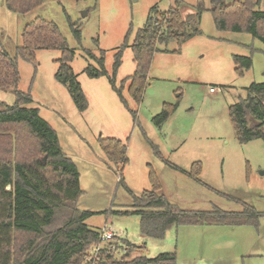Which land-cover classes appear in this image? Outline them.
Returning a JSON list of instances; mask_svg holds the SVG:
<instances>
[{
  "label": "rangeland",
  "instance_id": "rangeland-1",
  "mask_svg": "<svg viewBox=\"0 0 264 264\" xmlns=\"http://www.w3.org/2000/svg\"><path fill=\"white\" fill-rule=\"evenodd\" d=\"M166 1L44 0L19 14L0 0V50L13 56L24 26L41 17L57 24L74 51L70 65L87 100L84 111L76 108L66 87L55 79L59 50H36L34 63L18 57V90L30 94L32 101L25 107L37 109L72 160L82 190L77 207L91 213L84 221L89 228L99 231L107 225L126 236L136 246L129 258L174 252L175 264H264V138L240 143L228 110L246 97L252 83L264 82V43L249 33L216 29L209 11L200 21L195 0H188L185 18H194L202 34L184 42L178 53H154L142 101L136 104L127 92L129 82H123L135 70L130 44L149 10L157 3L166 7ZM205 1L209 7V0ZM70 23L77 25L79 38ZM124 42L114 78L116 86L123 85L127 107L107 75L86 72L89 66L100 70L96 58L104 51V68L113 75L115 55ZM158 48L172 51L177 43ZM235 55L252 56V67L242 75L235 72ZM15 100L12 90L0 89L1 102L11 105ZM164 103L177 107L157 125L153 119ZM100 136H114L126 145L127 162L122 168L106 163ZM160 157L187 171L201 162L199 178L206 185L172 169ZM149 165L158 174L166 198L179 208L240 212L248 203L262 213L258 224L179 225L171 226L163 239L144 237L139 215L121 212L133 210V197L150 189Z\"/></svg>",
  "mask_w": 264,
  "mask_h": 264
},
{
  "label": "trees",
  "instance_id": "trees-1",
  "mask_svg": "<svg viewBox=\"0 0 264 264\" xmlns=\"http://www.w3.org/2000/svg\"><path fill=\"white\" fill-rule=\"evenodd\" d=\"M43 1L5 0L8 10L19 14L30 12ZM261 1L235 0L227 4L224 0H212L210 12L216 29L249 33L264 43V11L258 9ZM182 5L181 0H175L174 5L163 12L152 7L144 26L135 33L130 44L135 70L123 82H129L127 92L136 104L142 101L154 53L168 51L159 49L158 45L174 41L177 49L171 52L178 53L185 41L201 33L194 18L185 20L182 17ZM195 10L199 18L206 10L203 0L197 1ZM191 23L195 25L190 26ZM70 25L79 38L77 25ZM126 45L124 42L115 55L113 75H108L104 68V51L96 58L100 70L89 66L86 72L90 76L107 75L127 107L121 93L123 85L116 86L114 78V72L120 66L122 48ZM38 49L61 51L56 60L55 79L66 87L79 111L87 107L86 97L70 65L74 51L53 21L38 17L27 23L22 29L21 44L13 56L0 50V89L12 90L16 98L11 105L0 101V264H81L87 248L97 241L98 231L84 222L91 213L77 207L82 194L78 172L58 146L52 127L39 117L37 109L25 107L32 101L30 94L18 90L17 58L34 63ZM232 58L238 75L252 67L251 55ZM176 103H164L154 122L157 125L165 122L175 111ZM228 110L240 143L264 138V82L252 83L246 97L229 106ZM130 111L135 115V110ZM98 144L109 166L122 168L127 162L126 145L119 139L99 137ZM160 158L172 169L201 182V162H194L187 171ZM148 180L150 189L133 197L130 205L133 210L121 212L139 215L140 233L146 238L163 239L171 226L179 225L256 226L262 215L248 203H243L240 212L217 207L204 211L184 210L166 198L158 174L151 165ZM124 258L109 264H175L176 261L174 252L162 253L155 258L144 255L131 260Z\"/></svg>",
  "mask_w": 264,
  "mask_h": 264
},
{
  "label": "built area",
  "instance_id": "built-area-1",
  "mask_svg": "<svg viewBox=\"0 0 264 264\" xmlns=\"http://www.w3.org/2000/svg\"><path fill=\"white\" fill-rule=\"evenodd\" d=\"M133 245L126 239V236L114 232L111 227L104 225L98 231L97 241L87 248L81 264H109L110 261H122L124 257L125 260H131L134 257L129 258L128 256L134 251Z\"/></svg>",
  "mask_w": 264,
  "mask_h": 264
},
{
  "label": "crops",
  "instance_id": "crops-1",
  "mask_svg": "<svg viewBox=\"0 0 264 264\" xmlns=\"http://www.w3.org/2000/svg\"><path fill=\"white\" fill-rule=\"evenodd\" d=\"M159 1V0H158ZM160 1H162V0H160ZM182 2H183V5L181 6V14H182V17L185 19V20H190L191 19V17H190V19H186L185 18V16L188 14V10H187V8H186V5H188V4H191V2H189L188 0H181ZM197 1L198 0H195V3H194V5H193V7H195L196 6V3H197ZM225 1V3H232L233 1H235V0H224ZM174 2H175V0H167L166 1V7L164 6V8H161V7H158L159 5H158V3H157V9L160 11V12H163V11H167L169 8H171L173 5H174ZM203 2H204V4H205V7H206V10L205 11H203L201 14H200V21H201V17H202V15H203V13H205V12H207V11H209L210 12V9L212 8V6H211V2H212V0H209V7H207V5H206V1L205 0H203ZM258 9H260V10H263L264 11V0H262L261 1V4H260V6L258 7ZM148 17V16H147ZM147 19V18H146ZM199 21V22H200ZM145 22H146V20H145ZM145 24V23H144ZM144 26V25H143ZM201 30V29H200ZM202 34V31H201V33L199 34V35H201ZM194 37V36H193ZM192 38V37H191ZM190 39V38H189ZM188 39V40H189ZM186 42V41H185ZM168 50V49H167ZM174 50V49H173ZM172 50V51H173ZM163 53L164 52H166V51H162ZM167 52H171L170 50H168ZM156 53V52H155ZM153 57H154V55H153ZM153 57H152V59H153ZM152 62V61H151ZM151 65V64H150ZM149 70H150V68H149ZM148 74H149V72H148ZM147 80H148V76H147ZM128 82V81H127ZM100 137H103V136H100ZM106 137H110V136H106ZM112 137H114V136H112ZM115 138V137H114ZM117 139V138H116ZM201 226H207V227H212L213 225H201ZM126 239H127V237H126ZM143 247V246H142ZM134 251H135V249H134Z\"/></svg>",
  "mask_w": 264,
  "mask_h": 264
},
{
  "label": "water",
  "instance_id": "water-1",
  "mask_svg": "<svg viewBox=\"0 0 264 264\" xmlns=\"http://www.w3.org/2000/svg\"><path fill=\"white\" fill-rule=\"evenodd\" d=\"M189 19V18H188ZM46 157H44V160H45Z\"/></svg>",
  "mask_w": 264,
  "mask_h": 264
}]
</instances>
